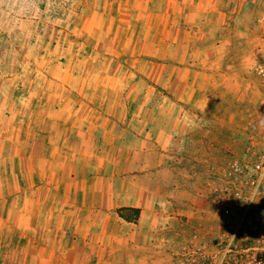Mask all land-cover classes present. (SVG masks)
Instances as JSON below:
<instances>
[{
    "label": "rangeland",
    "instance_id": "rangeland-1",
    "mask_svg": "<svg viewBox=\"0 0 264 264\" xmlns=\"http://www.w3.org/2000/svg\"><path fill=\"white\" fill-rule=\"evenodd\" d=\"M109 1L0 0V264H15L14 251L26 247L18 233L32 227L23 222L32 212L21 205L31 199L38 180L32 168L55 171L70 161L71 155L61 152L38 157V142L63 146L57 144V130L64 135L66 126L101 119L100 113L79 108L85 104L186 106L179 113L191 124L183 132L179 122L178 142H160L161 113L153 111L148 127L153 144L135 145L148 156L131 160L144 164L138 174L146 169L151 173L145 177L158 186L159 170L168 166L182 191H170L168 203L157 199L149 209L154 220L143 250L146 264H264V169L255 167L264 166V0H227L224 46L178 50L154 46L156 32L146 19L139 30L122 33L106 17L101 30L96 13L109 11ZM175 1L167 0L168 9ZM184 1L190 9L200 4ZM160 2L115 0L137 15L158 12ZM178 51L184 57L170 60ZM176 70L187 75L184 81L195 75L197 90L181 100L161 87L166 82L161 77ZM168 82V90L171 82L176 93L182 81ZM179 113L169 111L170 120ZM81 161L87 170L86 160ZM124 181L125 190L134 184L128 177Z\"/></svg>",
    "mask_w": 264,
    "mask_h": 264
},
{
    "label": "crops",
    "instance_id": "crops-1",
    "mask_svg": "<svg viewBox=\"0 0 264 264\" xmlns=\"http://www.w3.org/2000/svg\"><path fill=\"white\" fill-rule=\"evenodd\" d=\"M195 1L200 3L199 7L195 8L192 4L193 8L190 9L189 6L186 7L184 0H176L174 3L176 7L171 10L168 9L167 0H161L158 12L146 11L137 15L129 8L127 11L120 9L115 0H111L109 11L96 13L99 20V25L96 26L105 30L106 17H112L116 29L122 33H130L139 30L137 26H141V22L146 19L145 25H150L151 32H156L154 46L161 50L170 47L178 50L181 47L195 45L218 48L227 44L225 34L229 31L226 22L227 0H222V5L218 0ZM168 16L170 17L167 20ZM190 20L194 23H189ZM145 25L144 30L148 28ZM207 29L210 31L204 40L200 35ZM143 39L145 38H138L139 41ZM180 57L184 56L178 51L175 59L170 60L175 61ZM191 73V82L184 81L183 78L187 75L180 70H176V75L166 74L164 78L161 77L166 81L161 87L181 100L179 96H186L187 92L193 93L197 90L193 88L195 75ZM226 75L227 73H224L220 77ZM178 79L182 81L181 86L177 87L176 93H172L171 82L168 90V80ZM79 108L100 113L101 119L87 123L80 121L79 125L74 127L62 125L66 126L64 135L60 130L55 132V128L59 129L58 124L55 125L54 132L58 134L59 140L57 144L61 143L63 146L51 148L50 144H46L48 141L43 144L38 142V157L46 156L48 152V156L54 152L55 156L58 155L57 152L71 156L68 157L70 159L68 164H63L55 171L41 172L37 167L32 168L34 179L38 180L32 185L31 199L28 203L25 201L21 204L23 208L28 204L27 208L32 212L29 217L31 220L23 221L32 227L23 223L27 225V229L18 233V236L21 234L20 238L26 247L23 250L18 249V252L14 251L13 254L18 256L15 264H146L143 250L150 244L152 233L148 232V229L150 222L154 220L149 209L156 204L157 199L161 203L165 201L168 203L167 196L170 191H176L177 194H182V191L174 186L176 183H173L169 176L168 166H162L159 170L161 184L158 186L145 177L151 172L146 173V169H142L145 170L144 174H138L139 168H145L144 164L131 160L137 159L138 156L143 158L148 156V151L136 149L135 145L153 144L150 140L151 130L148 128L152 123L150 115L153 111L158 110L161 113L160 142L164 144L169 141L178 142L179 138H174V135L180 136L179 122L183 124L181 127L183 132L190 128L191 124L185 123L179 113L184 114L186 106L164 104L157 109L156 106L147 105L108 107L85 104ZM173 109L179 113L175 121L170 120L168 114ZM121 111L127 112L124 119L119 116ZM140 111L141 115L135 113ZM132 126L137 127L138 131ZM69 138L73 142L71 147ZM165 156L168 157V153ZM81 159L86 160L87 170L80 166ZM137 174L141 176L138 185L134 181ZM42 175L45 178H42ZM52 175L55 178L54 183L51 181ZM126 177L134 184L132 186L127 184L125 190ZM21 191L27 193V189ZM121 207L138 208L139 220L136 223L125 222L117 214V209Z\"/></svg>",
    "mask_w": 264,
    "mask_h": 264
},
{
    "label": "trees",
    "instance_id": "trees-1",
    "mask_svg": "<svg viewBox=\"0 0 264 264\" xmlns=\"http://www.w3.org/2000/svg\"><path fill=\"white\" fill-rule=\"evenodd\" d=\"M117 214L128 223H136L140 218V210L133 207H121L117 209Z\"/></svg>",
    "mask_w": 264,
    "mask_h": 264
},
{
    "label": "built area",
    "instance_id": "built-area-1",
    "mask_svg": "<svg viewBox=\"0 0 264 264\" xmlns=\"http://www.w3.org/2000/svg\"><path fill=\"white\" fill-rule=\"evenodd\" d=\"M255 167H256V170L258 171H263V169H264V166H263V164L262 163H258V164H256L255 165Z\"/></svg>",
    "mask_w": 264,
    "mask_h": 264
}]
</instances>
